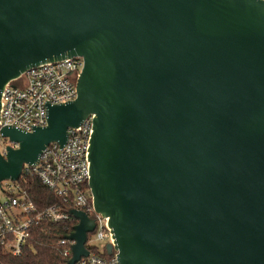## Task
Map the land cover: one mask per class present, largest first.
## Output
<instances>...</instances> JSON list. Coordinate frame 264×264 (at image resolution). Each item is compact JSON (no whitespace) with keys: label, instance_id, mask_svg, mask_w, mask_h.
I'll list each match as a JSON object with an SVG mask.
<instances>
[{"label":"water","instance_id":"1","mask_svg":"<svg viewBox=\"0 0 264 264\" xmlns=\"http://www.w3.org/2000/svg\"><path fill=\"white\" fill-rule=\"evenodd\" d=\"M82 57L44 126H4L18 180L90 114L88 185L119 264H264V0H0V96L31 67ZM77 220L68 264L95 220Z\"/></svg>","mask_w":264,"mask_h":264},{"label":"built area","instance_id":"2","mask_svg":"<svg viewBox=\"0 0 264 264\" xmlns=\"http://www.w3.org/2000/svg\"><path fill=\"white\" fill-rule=\"evenodd\" d=\"M82 67V57H65L40 63L6 83L0 96V129L9 126L31 132L34 127L44 126L46 104L65 103L76 97V83ZM93 117L90 114L80 125L69 128L64 145L49 144L34 166L23 169V172L35 174L44 186L61 196L65 203H70L69 208L54 204L37 209L19 182L22 175L16 181H0V249L5 253L19 256L31 228L40 223L73 220L77 223L69 213L70 209L76 208L95 220V228L87 233L88 255L73 264H119L116 251L113 250L111 255L106 253V245L114 243L113 233L108 218L96 210L88 185ZM8 146L16 148L17 144L0 133L3 156ZM65 236L58 243L64 247L63 255L67 258L64 264H68L74 241ZM102 244L104 247H99Z\"/></svg>","mask_w":264,"mask_h":264},{"label":"trees","instance_id":"3","mask_svg":"<svg viewBox=\"0 0 264 264\" xmlns=\"http://www.w3.org/2000/svg\"><path fill=\"white\" fill-rule=\"evenodd\" d=\"M27 191L30 200L37 209L49 205L69 208L70 203L44 186L39 178L24 171L19 181ZM76 221H45L31 228L30 236L19 256H12L0 249V264H64L67 258L63 255L64 247L59 239L71 232Z\"/></svg>","mask_w":264,"mask_h":264},{"label":"rangeland","instance_id":"4","mask_svg":"<svg viewBox=\"0 0 264 264\" xmlns=\"http://www.w3.org/2000/svg\"><path fill=\"white\" fill-rule=\"evenodd\" d=\"M0 148H1V147H0ZM99 247L103 248V247H104V245L102 244V245H100Z\"/></svg>","mask_w":264,"mask_h":264}]
</instances>
